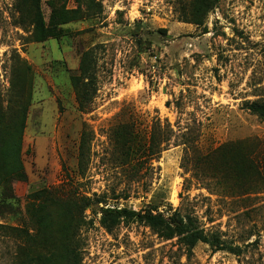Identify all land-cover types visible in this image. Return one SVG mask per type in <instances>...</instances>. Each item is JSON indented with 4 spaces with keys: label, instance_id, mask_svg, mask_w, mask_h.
Returning a JSON list of instances; mask_svg holds the SVG:
<instances>
[{
    "label": "rangeland",
    "instance_id": "1",
    "mask_svg": "<svg viewBox=\"0 0 264 264\" xmlns=\"http://www.w3.org/2000/svg\"><path fill=\"white\" fill-rule=\"evenodd\" d=\"M13 1L0 0V99L6 105L11 81L30 94L26 179L12 181L16 202L0 207V224L31 227L29 194L54 186L94 199L82 264H264V117L244 107L264 100V0H217L206 32L178 19L175 8L189 0H94L89 11L82 0V15L63 24L76 1L41 0L51 31L39 42L31 26L15 24ZM92 46L96 91L80 111L70 76ZM155 121L172 131L169 141L151 169L129 172L135 159L114 147L112 130L129 123L147 139ZM101 206L192 213L235 250L198 242L188 252L138 222L108 232ZM23 243L0 228V264H16Z\"/></svg>",
    "mask_w": 264,
    "mask_h": 264
},
{
    "label": "trees",
    "instance_id": "2",
    "mask_svg": "<svg viewBox=\"0 0 264 264\" xmlns=\"http://www.w3.org/2000/svg\"><path fill=\"white\" fill-rule=\"evenodd\" d=\"M67 11L59 18L58 23H65L70 17L82 15L80 4ZM94 0H85L86 10H91ZM217 0H189L187 4L175 8L178 19L196 27L202 26L205 31V20ZM100 4V3H99ZM14 22L17 25L31 26L34 41H43L50 34L41 9V0H14ZM16 14V16L14 15ZM96 56L95 46L80 54L78 73L70 76L75 91L78 109L86 111L96 91ZM28 70L29 66H25ZM30 94H24L23 88L11 81L10 95L6 105L0 99V207L5 204L14 205L16 198L12 194L13 180H25L26 175L21 161L22 133L25 126L26 112ZM244 107L260 117H264V100L245 101ZM172 131L161 128L156 121L150 133L139 136L133 132L129 123L119 124L112 130L114 147L118 142L125 148L124 154L133 164L127 163L129 172H138V166L151 169L150 159L159 157L160 142L169 141ZM85 143L84 132L80 135V160H82ZM116 143V144H115ZM135 156V157H134ZM141 158V159H140ZM81 162V161H80ZM143 168V167H141ZM241 168L238 160L231 165V170ZM32 198L25 206V213L31 227L4 226L0 228L15 232V236L23 240L19 247L22 258L16 264H82V239L80 231L83 226L92 223L85 216V210L94 201L87 195L72 191H63L59 187H43L29 194ZM100 203L101 199H95ZM99 224L111 232L120 223L138 222L149 227L158 237L163 239L177 238L189 252L198 242H204L215 250L234 251L235 247L225 244L215 232H207L192 213L182 214L174 209L168 214L154 209L134 210L126 207H100Z\"/></svg>",
    "mask_w": 264,
    "mask_h": 264
}]
</instances>
